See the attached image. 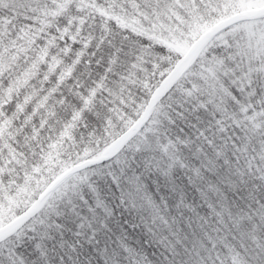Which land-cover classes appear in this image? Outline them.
<instances>
[{
  "label": "snow or ice",
  "instance_id": "1",
  "mask_svg": "<svg viewBox=\"0 0 264 264\" xmlns=\"http://www.w3.org/2000/svg\"><path fill=\"white\" fill-rule=\"evenodd\" d=\"M0 264H264V0H0Z\"/></svg>",
  "mask_w": 264,
  "mask_h": 264
}]
</instances>
